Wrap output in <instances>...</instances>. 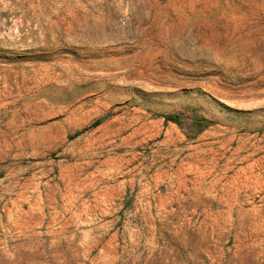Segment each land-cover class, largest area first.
<instances>
[{"label":"rangeland","instance_id":"obj_1","mask_svg":"<svg viewBox=\"0 0 264 264\" xmlns=\"http://www.w3.org/2000/svg\"><path fill=\"white\" fill-rule=\"evenodd\" d=\"M0 264H264V0H0Z\"/></svg>","mask_w":264,"mask_h":264},{"label":"trees","instance_id":"obj_2","mask_svg":"<svg viewBox=\"0 0 264 264\" xmlns=\"http://www.w3.org/2000/svg\"><path fill=\"white\" fill-rule=\"evenodd\" d=\"M164 118H165V120L168 121V122L171 121V122L178 123V121H177V120H178V119H177V116L174 115V114H168V115H165ZM99 124H100V120L96 121L95 124H94V126L99 125Z\"/></svg>","mask_w":264,"mask_h":264}]
</instances>
